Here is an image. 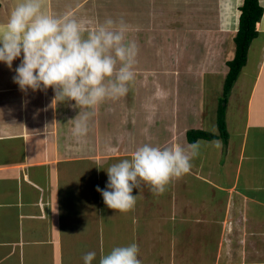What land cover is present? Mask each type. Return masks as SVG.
Here are the masks:
<instances>
[{
	"label": "crops",
	"instance_id": "0c3cea01",
	"mask_svg": "<svg viewBox=\"0 0 264 264\" xmlns=\"http://www.w3.org/2000/svg\"><path fill=\"white\" fill-rule=\"evenodd\" d=\"M16 3L0 0V25ZM243 3L46 0L47 14L86 30L123 20L138 47L135 78L126 95L97 107L77 141L75 101L53 102L52 88L21 91L13 77L23 53L11 69L0 61V264H84L93 251L99 264L132 243L142 264H264V11L226 104L227 142L188 139L189 130L219 135L220 100L210 110L198 87L208 77L210 89L218 80L224 88ZM198 141L190 171L162 195L134 188L129 212L109 208L97 191L107 167L146 143L190 154Z\"/></svg>",
	"mask_w": 264,
	"mask_h": 264
},
{
	"label": "clouds",
	"instance_id": "9594fccd",
	"mask_svg": "<svg viewBox=\"0 0 264 264\" xmlns=\"http://www.w3.org/2000/svg\"><path fill=\"white\" fill-rule=\"evenodd\" d=\"M46 0H17L7 22L0 25V61L10 69L21 57L13 77L21 91H46L52 88L53 100L75 101L80 109L73 119L72 137L77 141L89 132V121L97 107L106 100H116L127 94L135 78L134 65L138 47L127 39V25L107 19L91 29L67 15L57 17L44 11ZM214 131L215 129H211ZM216 148L221 147L215 141ZM198 141L188 150L182 147H138L130 159L107 167L106 189L97 186L104 203L119 212L135 208L142 183L162 195L172 180L187 174L191 160L199 155ZM96 252L83 256L84 264H92ZM136 243L114 247L101 254L99 264H142Z\"/></svg>",
	"mask_w": 264,
	"mask_h": 264
},
{
	"label": "trees",
	"instance_id": "16d2710c",
	"mask_svg": "<svg viewBox=\"0 0 264 264\" xmlns=\"http://www.w3.org/2000/svg\"><path fill=\"white\" fill-rule=\"evenodd\" d=\"M240 9L241 15L239 20V29L235 37V56L232 60L227 62L229 71L224 82L223 96L220 99L218 108L217 125L219 129V135L203 132L200 130H189L188 139L190 142L196 141L199 138L215 139L218 137L222 138L224 142H227L229 138L225 120L226 104L230 92L241 70L247 62L248 50L251 42L258 35L256 26L261 20L264 11L259 0H244V3Z\"/></svg>",
	"mask_w": 264,
	"mask_h": 264
},
{
	"label": "rangeland",
	"instance_id": "374dc122",
	"mask_svg": "<svg viewBox=\"0 0 264 264\" xmlns=\"http://www.w3.org/2000/svg\"><path fill=\"white\" fill-rule=\"evenodd\" d=\"M208 82H209L208 77L204 79V83L202 82V84H199L200 82L195 81V80L193 82L191 81L193 87H195V85L199 84L200 87H198V88H200L201 90H203L207 94L206 101H207V103L212 104V105H208L210 110H212V109L217 108V106L219 104L218 102H219L220 98H222V96H223V94H222L223 82L221 80H218V83L216 84V88H212V89H210L208 87ZM205 87H206V89H205ZM200 89H199V91H200ZM190 91H191V89H190ZM193 91H195V89L192 88V92ZM153 259L156 261L157 257H155L153 255Z\"/></svg>",
	"mask_w": 264,
	"mask_h": 264
}]
</instances>
